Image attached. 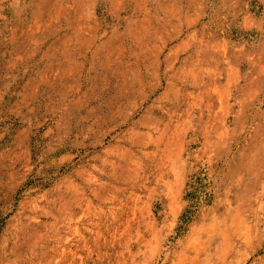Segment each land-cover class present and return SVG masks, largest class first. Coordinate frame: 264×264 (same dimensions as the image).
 <instances>
[{
	"label": "rangeland",
	"instance_id": "1",
	"mask_svg": "<svg viewBox=\"0 0 264 264\" xmlns=\"http://www.w3.org/2000/svg\"><path fill=\"white\" fill-rule=\"evenodd\" d=\"M0 264H264V0H0Z\"/></svg>",
	"mask_w": 264,
	"mask_h": 264
},
{
	"label": "trees",
	"instance_id": "2",
	"mask_svg": "<svg viewBox=\"0 0 264 264\" xmlns=\"http://www.w3.org/2000/svg\"><path fill=\"white\" fill-rule=\"evenodd\" d=\"M196 192H197V188L193 189V191L191 193H189L188 195V198L189 199H194L197 195H196ZM193 214L192 211H189V210H185V212L183 213V215L181 216V220L180 222L182 224H185V223H188L191 219V215Z\"/></svg>",
	"mask_w": 264,
	"mask_h": 264
}]
</instances>
